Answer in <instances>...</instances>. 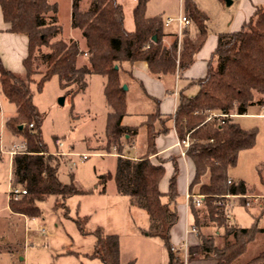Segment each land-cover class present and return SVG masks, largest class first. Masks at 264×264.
Returning a JSON list of instances; mask_svg holds the SVG:
<instances>
[{
  "label": "trees",
  "instance_id": "16d2710c",
  "mask_svg": "<svg viewBox=\"0 0 264 264\" xmlns=\"http://www.w3.org/2000/svg\"><path fill=\"white\" fill-rule=\"evenodd\" d=\"M147 2L139 0L133 9L134 29L129 31L125 27L124 8L118 0H93L88 11H82L79 0H73L72 27L81 30L85 38L87 51L84 52L75 40L57 38L63 29L57 6L48 0H0L9 31L28 37L24 73L6 69L0 57L1 89L17 108V115L6 122V127L14 137H22L27 143V150L16 154L12 160L13 186L25 188L27 194L11 200L9 208L14 214L37 218L40 216L38 203L49 196L65 200L83 193L73 183L65 184L60 180L61 161L44 140L45 113L35 104L34 95L57 77L64 97L73 103L74 98L88 88V77L98 75L106 80L104 96L108 109L106 142L102 150L108 153L115 150L118 154L115 172L98 176L100 192L106 193L108 182L113 180L117 192L129 197L132 207L148 213L151 225L143 234L163 240L169 255L168 264H186L179 252L171 250V231L178 221L175 208L179 197L178 163L175 157H170L154 164L151 157L158 152V136L172 129L180 140L190 134L192 143L187 157L194 164V176L189 192L205 196L203 217L223 229L224 234L220 235L225 244L222 247L216 244V236L220 235H200V245L189 250L188 261L204 259L214 261V264H234L264 229L258 222L249 228L235 223L229 226L216 202L226 195L250 193L247 183L231 179L229 171L237 165L241 151L255 146L257 131L244 129L234 117L226 119L223 125L207 121V113L246 115L257 101L256 94L263 97L258 101L264 103V5L256 7L240 30L218 34L217 46L208 60L207 76L180 89L174 114L163 117L159 109L148 114L147 151L139 159H132L125 154L126 145L132 144L131 128L124 125L123 120L129 114L128 89L124 86H129L126 80L132 77L134 65L146 62L152 77L174 79L196 62L209 36L208 15L194 0H183L184 15L192 24L183 32L181 44L175 35L168 46L165 20L161 16L149 17ZM49 14L52 15L47 17ZM44 47L49 51L44 52ZM80 56H87V63L81 66L78 64ZM195 86L198 91L189 95L187 90ZM73 108L72 104L71 112ZM169 122L173 126H169ZM126 135H129L128 139ZM55 143L59 151L56 138ZM168 161L174 169L168 191L163 193L160 184L166 175L165 163ZM189 206L194 226L200 228L203 211L193 201ZM86 221L77 220L85 235L89 234L83 224ZM94 235L93 258L103 264H134L133 261H121L118 235L107 234L103 227H98ZM230 239H233L232 243ZM246 264H264V249Z\"/></svg>",
  "mask_w": 264,
  "mask_h": 264
},
{
  "label": "rangeland",
  "instance_id": "374dc122",
  "mask_svg": "<svg viewBox=\"0 0 264 264\" xmlns=\"http://www.w3.org/2000/svg\"><path fill=\"white\" fill-rule=\"evenodd\" d=\"M57 1L61 6L59 19L64 30L57 38L69 41L66 35L71 28L68 0ZM138 1L118 0L124 8L125 27L129 31L134 29L133 9ZM181 1L183 4V0H148L147 15L161 16L164 20L177 19L184 14ZM194 1L208 15V26L213 32H228L232 20L242 9L241 0H234L231 5H227L225 0ZM174 39H169L170 44ZM43 51L48 52L49 49L44 47ZM174 87L175 85L173 90L176 89ZM177 89L179 92V85ZM63 96L64 91L58 78L53 77L45 84L42 92H35L34 98L40 111L45 113L44 140L61 161L60 180L65 184L73 183L83 193L65 200L52 195L39 202L40 216L37 217V223L25 222L27 216L18 217L9 208L8 194L13 182L12 161L7 152L25 140L11 136L6 127L7 114L4 117L0 113V151L2 149L5 152L0 156V264H103L91 256L96 244L94 231L98 227H103L107 234L119 236L123 263L133 261L134 264H167L169 257L163 240L143 234L151 225L148 213L144 209L132 207L129 197L117 192L113 180L108 182L106 193H101L97 186L98 176L113 173L117 163V159L111 155L113 152L102 150L106 142L102 135L105 132L108 109L101 77L92 76L86 92L78 94L73 103L67 98L65 104L61 105L59 99ZM5 99L0 85V101ZM255 99L258 101L263 97L256 94ZM257 101L249 107L246 115L234 117L244 129L256 130L257 137L255 146L241 151L237 165L229 171L231 179L244 180L250 189L249 199H233L231 215L233 222L241 227L249 228L258 222L264 229V103ZM127 102L129 114L125 117L124 124L139 125L144 118L142 113L154 110L153 102L149 101L142 89L132 84L128 86ZM2 112L4 114L6 109L3 108ZM55 138L64 144L62 149H69L73 153L68 160L55 148ZM143 147L145 139L138 144V148ZM131 154L134 153L131 151ZM82 155L89 157L84 160ZM185 200V196H179L177 202ZM247 201L251 203L249 206L246 205ZM202 211L201 217L204 220L205 208ZM79 219H87L83 224L89 234H82L77 223ZM209 223V234L202 236L224 234L223 229ZM27 226L30 227L29 231L26 230ZM39 226L45 228L44 233L38 231ZM215 230L220 233H215ZM216 244L220 247L225 244L221 235L216 236ZM263 249L264 232H260L234 264L248 263Z\"/></svg>",
  "mask_w": 264,
  "mask_h": 264
},
{
  "label": "crops",
  "instance_id": "0c3cea01",
  "mask_svg": "<svg viewBox=\"0 0 264 264\" xmlns=\"http://www.w3.org/2000/svg\"><path fill=\"white\" fill-rule=\"evenodd\" d=\"M48 1L50 4L57 6L58 19H59L60 14H61L60 2H58L57 0L55 1L48 0ZM241 1H242L241 2L242 9L238 12L237 16L232 20L230 30L228 32H234V31L240 30L243 23L249 20V18L253 15V13L256 10V7L260 5H264V0H241ZM234 2L235 1L232 0V4ZM67 3H68L67 9H68V14H69V26L71 28H70V33L66 35L69 38V40L70 39L75 40L79 44L80 49L86 52L87 51L86 42H85V38L82 35L81 30L74 29L72 27L73 0H68ZM79 4H80V9L82 11H88L92 8L93 0H79ZM181 4H182V1H181ZM182 8H183V4H182ZM51 15L52 14H49L47 16L50 17ZM149 17H153V16H149ZM59 24L61 25L60 19H59ZM9 29H10L9 25L4 21L2 9L0 7V57L6 69L12 72H16V73H24L25 69L23 66V61L27 57V54H28V37L24 34L12 33L9 31ZM63 33H64V30H63ZM177 33H178L177 23H173L170 27H166V34H167V36L165 37L166 44H170L169 39L175 38V35H177ZM222 33H225V32H222ZM218 34H220V32L210 31V28H209L208 39L204 47L202 48V50L198 53L196 62L184 73L177 74L174 79L162 80V79H157V78L152 77L149 74L148 65L146 62L140 61L134 65L133 70H132V77L128 78L126 82L130 85L132 84L142 89L143 93L149 99V101L153 102L154 110L148 113L143 112L142 115H144V118L141 120L139 125L124 124V120H123V124L131 128V139H132L131 146L129 144L126 145V151H125L126 156L132 159H139L146 153L147 151V127L149 123V120H148L149 113L154 112L157 109H159L163 117L170 115V114H174L177 108L178 98H179V92L177 96L174 94V92L177 89L178 85L180 89H183L190 82L203 79L207 76L208 60L210 59L212 53L214 52L217 46ZM85 59H87V56H80L79 62H78L79 66L87 63V60ZM92 76H98V75H92ZM92 76H89L87 79L88 86H89V79ZM101 79H102V91L104 94V87H105L106 80L103 77H101ZM171 83L172 85L170 86ZM173 85H175L174 88L176 89L172 91ZM197 91H198V87L195 86V87L189 88V90H187V93L189 95H195ZM104 100H105V96H104ZM34 102H35V98H34ZM3 108L6 109V112L4 114L2 112ZM128 111H129V108H128ZM0 113L4 117L7 114V118H8L7 121H8L11 117H14L17 115V108L14 104L10 103L6 98L5 101H2V100L0 101ZM241 116L242 115H236L235 118H238ZM168 125L173 126V123L169 122ZM11 136L13 137V135ZM102 136L105 137V135H102ZM126 138L128 139L129 135H126ZM144 139H145V147L138 148L139 141L144 140ZM178 140H179L178 135L174 129H172L167 134L158 136V138L156 139L158 152L156 155L151 157V161L154 164H159L160 160L162 159L166 160L170 157L176 158V161L179 167V175H178V181H177L179 196L186 197V193L189 192L190 182L194 176V164L188 157L181 156L180 148L177 146ZM58 145H59V151H60L59 154H61L62 156H65L66 157L65 159L68 160L69 157L73 155V153L70 152L69 149H62L64 148V144L60 140H58ZM1 151H2V154H5V152L2 149ZM131 151L134 154H131ZM99 155L101 154L99 153ZM111 155L115 159L118 158V154L115 150L113 151V153H111ZM165 168H166V175L160 184V190L163 193H166L168 191L169 180L172 176L173 169H174L172 162L170 161L166 162ZM186 200L181 203H178L176 201L175 203V208L178 213V221L174 225L171 231V244L172 246H179L187 242L189 246V250H190L200 245V235L209 234L208 227L210 226L211 223L207 221L206 217H203L204 218L202 222L203 225L200 228L194 226V218L191 213L189 202ZM195 227L197 228V231L193 230V228ZM215 233L218 234L220 233V231L215 230ZM180 256L183 258L186 264H214V261L204 260V259L186 261L184 252H180Z\"/></svg>",
  "mask_w": 264,
  "mask_h": 264
},
{
  "label": "built area",
  "instance_id": "2783aa9c",
  "mask_svg": "<svg viewBox=\"0 0 264 264\" xmlns=\"http://www.w3.org/2000/svg\"><path fill=\"white\" fill-rule=\"evenodd\" d=\"M173 23H177L178 25V39H179V44H181V40H182V36H183V32L191 27V20L184 14H181L177 19L174 18H167L165 20V27H170ZM174 94L177 96L178 95V90L176 89ZM235 114H227V113H222V112H209L207 113V121H217L218 124L223 125L226 123V119L228 118H233L235 117ZM33 125H31L32 127ZM191 139H190V134H188V136L183 139V140H178L177 142V146L180 148V154L182 157H187V150L191 145ZM27 150V143L24 141L21 144H16L14 145V147L9 150L7 153L9 154L11 160H13V157L18 154V153H24ZM89 156L88 155H82L81 158L86 160ZM27 194V190L25 188H18V187H14L11 185V189L9 191L8 194V199L9 202L11 200H17L19 198H21L23 195ZM255 197V196H254ZM250 196L248 195H226L223 197V200L216 202V204L219 206L220 208V212L227 218V222L229 226H232L234 224L233 220H232V215H231V210L233 207V199H249ZM186 199L188 202L193 201V203L196 205L197 208H202L204 206V200H205V196L203 195H198V194H193L190 192L186 193ZM251 203L249 201L246 202V205L249 206ZM26 217V216H25ZM27 223L29 222H34L37 223V218H31L28 219V217H26V221ZM27 231L30 230V227L27 226L26 228ZM194 231H197V228H193ZM38 231L44 233L45 232V228L39 226L38 227ZM171 250L175 253L177 252H184L186 261L189 258V246L188 243L185 242L179 246H172Z\"/></svg>",
  "mask_w": 264,
  "mask_h": 264
},
{
  "label": "water",
  "instance_id": "95a60500",
  "mask_svg": "<svg viewBox=\"0 0 264 264\" xmlns=\"http://www.w3.org/2000/svg\"><path fill=\"white\" fill-rule=\"evenodd\" d=\"M225 1H226L227 5H231L232 4V0H225ZM154 39H156V37H154ZM124 89L127 90L128 87L127 86H124ZM65 101H66V98L64 96L59 99V103L61 105H64L65 104ZM21 128H22V126H21Z\"/></svg>",
  "mask_w": 264,
  "mask_h": 264
}]
</instances>
